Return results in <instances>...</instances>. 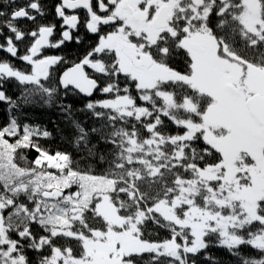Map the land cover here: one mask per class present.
I'll list each match as a JSON object with an SVG mask.
<instances>
[{"label": "snow or ice", "instance_id": "snow-or-ice-1", "mask_svg": "<svg viewBox=\"0 0 264 264\" xmlns=\"http://www.w3.org/2000/svg\"><path fill=\"white\" fill-rule=\"evenodd\" d=\"M14 4L0 50L30 67L0 61L13 112L0 126V264H197L214 245L264 264V0H59L56 42L54 24L15 23L43 17L40 0ZM81 23L96 43L53 81L67 61L43 50L80 43ZM25 106L57 108L73 151L42 147L53 134ZM154 228L169 238L149 239Z\"/></svg>", "mask_w": 264, "mask_h": 264}, {"label": "trees", "instance_id": "trees-1", "mask_svg": "<svg viewBox=\"0 0 264 264\" xmlns=\"http://www.w3.org/2000/svg\"><path fill=\"white\" fill-rule=\"evenodd\" d=\"M10 2L11 0H0V11H3L6 14L5 17L0 18V31H3L4 36L11 35L9 30L6 27H3V22L10 18V12L12 11V7L8 6ZM28 2L29 0H16L14 6L23 7L26 6ZM40 2L44 6V12L47 17L42 19L37 18L35 23L29 20L17 21L15 22L16 25L25 32L36 28L38 25L49 24L56 25V28L60 30L61 22L58 20L55 14L56 4H53L52 0H40ZM4 36H0V44L4 43ZM54 38H56V40L53 42H56L61 38V36H54L53 39ZM31 43L32 42L28 37H26L23 42L16 41L17 47L19 49L18 55L25 54L27 46H30ZM87 45H89V43L80 44L73 40L71 42H66L58 49L50 48V50L55 51L53 52L55 55L64 56L65 60L67 61V63L55 66L53 81H55L67 67L71 66L72 62H78V60L89 50L90 47H86ZM46 54H48V52H46ZM0 61H8L20 70H29L30 67L26 62L16 57H12L3 50H0ZM21 87L22 86H20L18 82L13 79L11 81L4 82L3 90L7 95L13 97V99H16L21 94ZM121 87H123V84H121ZM133 95H136V93L133 92ZM104 98H106L104 94L97 92L95 93L94 97L90 99L100 100ZM88 100L89 99L84 98L81 94H69L65 98V103L71 104L74 109H77L83 108ZM137 103L140 104L143 102L138 100ZM21 112L26 114L27 122L44 126L53 134L52 138L47 140L41 139L39 141L42 147L48 148L52 151H73L72 142L75 134L73 130L65 123L57 108L25 106L22 110H17L18 115L21 114ZM12 115V110H10L6 104L0 103V126L7 123ZM87 115L89 117L88 125H91L93 122L91 119V114L88 113ZM76 118L84 121L85 114L77 113ZM166 123L169 124L167 131L174 133L176 131L175 127L167 120ZM25 155L28 156L29 160H31L36 157L37 153L35 151L25 152ZM150 230L154 233L148 237L151 240H163L169 238V232L164 228H154ZM240 251L244 256L256 255V253L249 247L241 246ZM31 254L32 253L29 252V255ZM209 257H211V259H209ZM145 259H148L147 255L145 256ZM196 259L197 264H239L237 257L233 256L225 247L218 245L209 247L207 250L200 253Z\"/></svg>", "mask_w": 264, "mask_h": 264}, {"label": "flooded vegetation", "instance_id": "flooded-vegetation-1", "mask_svg": "<svg viewBox=\"0 0 264 264\" xmlns=\"http://www.w3.org/2000/svg\"><path fill=\"white\" fill-rule=\"evenodd\" d=\"M58 2H59V0H52V3L53 4L54 3L57 4ZM68 11H69V13H71L72 10H68ZM76 11H77V14H79L81 16V19L83 21L85 15H86V10L81 9V10H76ZM58 20L61 22V25H62V19L61 18H58ZM61 25H60V28H61ZM60 31H62V29H60ZM73 35L74 36L79 35L82 38L80 44L81 43L82 44L83 43H89V45H87L86 47H90L91 45H94L96 43V40H97V36L96 35L86 32V30H85V28L83 26V23H81V25L79 26L78 30H73ZM50 40L52 41L53 38L50 39ZM46 52H48V54H46ZM53 52H55V51L50 50V48H45L43 50L42 55H45V56H47V55H55ZM69 67H71V66H69ZM89 71H91V70H89Z\"/></svg>", "mask_w": 264, "mask_h": 264}, {"label": "rangeland", "instance_id": "rangeland-1", "mask_svg": "<svg viewBox=\"0 0 264 264\" xmlns=\"http://www.w3.org/2000/svg\"><path fill=\"white\" fill-rule=\"evenodd\" d=\"M42 3H43V2H42ZM23 7H24V6H23ZM44 11H45V9H44ZM33 14H35V13H33ZM45 17H47V15H45V16H43V17L37 16L38 19H42V18H45ZM23 20H27V19H20V20H18V21H23ZM16 22H17V21H16ZM54 36H61V31H60L58 28H55V32H54L53 36L50 37V39H52ZM29 39L31 40V42H33L31 38H29ZM55 40H56V38H54L52 41H55Z\"/></svg>", "mask_w": 264, "mask_h": 264}, {"label": "water", "instance_id": "water-1", "mask_svg": "<svg viewBox=\"0 0 264 264\" xmlns=\"http://www.w3.org/2000/svg\"><path fill=\"white\" fill-rule=\"evenodd\" d=\"M84 98L90 99L89 97H86L84 94H81ZM95 95V93L93 94V96L91 98H93Z\"/></svg>", "mask_w": 264, "mask_h": 264}]
</instances>
